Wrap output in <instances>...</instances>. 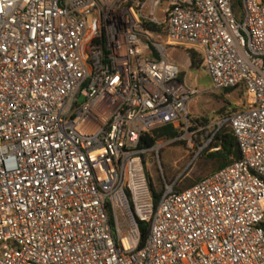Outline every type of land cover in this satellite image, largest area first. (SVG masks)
<instances>
[{"label": "built area", "instance_id": "built-area-1", "mask_svg": "<svg viewBox=\"0 0 264 264\" xmlns=\"http://www.w3.org/2000/svg\"><path fill=\"white\" fill-rule=\"evenodd\" d=\"M180 47L245 87L243 160L155 204L139 145L189 120ZM0 264H264V0H0Z\"/></svg>", "mask_w": 264, "mask_h": 264}, {"label": "rangeland", "instance_id": "rangeland-1", "mask_svg": "<svg viewBox=\"0 0 264 264\" xmlns=\"http://www.w3.org/2000/svg\"><path fill=\"white\" fill-rule=\"evenodd\" d=\"M159 15L161 16L160 11ZM160 21L162 24L163 18ZM151 42L167 45L168 39L164 35H154ZM180 48L185 51L187 49V47ZM181 53L186 56L187 60L180 59ZM175 59L181 67V79L191 90L195 91V95L189 104L188 122L184 121L178 127L182 130L181 137L173 141H160L155 150L145 156L152 182L160 189L161 179H168V183L175 184L186 177L197 180L206 176L208 173L204 174L200 169L201 157L212 142V135L218 127L223 126L218 113L224 107L241 110L246 104V97L242 90H236L229 94L217 91L213 88L212 82L208 80L203 68L199 71L192 70V60L187 51L176 52ZM203 118L210 121L206 128L194 123V121H201Z\"/></svg>", "mask_w": 264, "mask_h": 264}, {"label": "trees", "instance_id": "trees-1", "mask_svg": "<svg viewBox=\"0 0 264 264\" xmlns=\"http://www.w3.org/2000/svg\"><path fill=\"white\" fill-rule=\"evenodd\" d=\"M144 28L148 31L153 32L156 35H164L166 36L165 26L153 23L149 20L143 19ZM187 53L190 55L192 60V70L199 71L203 68V57L199 50L195 48L188 47L186 49ZM155 55H157L155 53ZM204 69V68H203ZM208 76V75H207ZM208 80L211 81L210 77L208 76ZM236 90H242L245 94L246 101V89L245 87L239 86L237 88L223 90L227 94L232 93ZM227 105L232 106L227 103ZM246 105V104H245ZM245 109V107L241 110L232 107H224L218 113L221 116V120L224 121L230 118L232 115L241 112ZM195 124H198L200 127L206 128L210 121L208 119H201V121H194ZM207 131V130H206ZM182 130L177 128L173 125L165 126L152 134H146L142 137V140L139 145V149L147 150L152 149L157 146V144L162 141H173L181 137ZM243 160V154L239 145V142L235 136V132L233 130L232 125L228 122L224 124L222 127H218L215 133L212 135V142L209 146L205 149L202 154L200 164V169L204 174L208 173L201 179H191L189 177L183 178L175 183L174 190L176 192H184L194 185L206 180L207 178L211 177L212 175L218 173L219 171ZM161 179V189L154 186L153 182H151V191L153 195V199L155 204L159 202L163 193H164V186L168 183V179ZM170 182V181H169ZM139 227L141 230L142 241L141 247H144L149 236L151 225L147 222L139 221Z\"/></svg>", "mask_w": 264, "mask_h": 264}, {"label": "bare ground", "instance_id": "bare-ground-1", "mask_svg": "<svg viewBox=\"0 0 264 264\" xmlns=\"http://www.w3.org/2000/svg\"><path fill=\"white\" fill-rule=\"evenodd\" d=\"M179 54V53H178ZM180 59H182V60H187V58H186V56L185 55H183L182 53L180 54Z\"/></svg>", "mask_w": 264, "mask_h": 264}]
</instances>
